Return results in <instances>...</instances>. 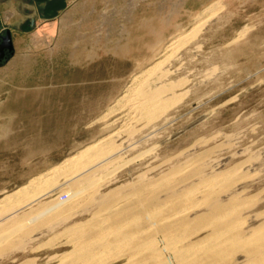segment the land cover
Instances as JSON below:
<instances>
[{
    "label": "rangeland",
    "instance_id": "1",
    "mask_svg": "<svg viewBox=\"0 0 264 264\" xmlns=\"http://www.w3.org/2000/svg\"><path fill=\"white\" fill-rule=\"evenodd\" d=\"M40 11L0 60V200L97 144L112 163L95 178L115 171L101 194L201 153L207 174L247 169L264 207V0H54ZM161 63L176 98L148 127L130 109L133 89ZM63 231L22 239L0 264H57L70 247L50 243Z\"/></svg>",
    "mask_w": 264,
    "mask_h": 264
},
{
    "label": "bare ground",
    "instance_id": "2",
    "mask_svg": "<svg viewBox=\"0 0 264 264\" xmlns=\"http://www.w3.org/2000/svg\"><path fill=\"white\" fill-rule=\"evenodd\" d=\"M161 66H153L133 89L137 99L130 109L144 126L160 119L176 98ZM96 145L0 200V256L26 237L36 243L62 228L65 236L52 240L50 248L70 250L49 258H58L57 264H264V207L248 195L247 169L230 166L207 174V154L197 158L200 153L185 168L174 165L159 177L144 175L136 184L101 194L115 171L109 168L103 181L95 178V170L112 163ZM26 207L30 210L20 215ZM77 214L89 219L74 223Z\"/></svg>",
    "mask_w": 264,
    "mask_h": 264
},
{
    "label": "crops",
    "instance_id": "3",
    "mask_svg": "<svg viewBox=\"0 0 264 264\" xmlns=\"http://www.w3.org/2000/svg\"><path fill=\"white\" fill-rule=\"evenodd\" d=\"M36 1H40L38 5L41 9L47 10L50 2L54 0H0V11H4L0 14V35L5 30L7 33H18L23 32L27 26L39 27L42 24L41 16L45 15V11L34 9L37 5Z\"/></svg>",
    "mask_w": 264,
    "mask_h": 264
},
{
    "label": "water",
    "instance_id": "4",
    "mask_svg": "<svg viewBox=\"0 0 264 264\" xmlns=\"http://www.w3.org/2000/svg\"><path fill=\"white\" fill-rule=\"evenodd\" d=\"M33 21V20H32ZM3 41L6 43V44H2L0 45V60L2 58H4V49L5 48H10L12 49V45H11V37H10V34L7 33V37L3 38Z\"/></svg>",
    "mask_w": 264,
    "mask_h": 264
}]
</instances>
